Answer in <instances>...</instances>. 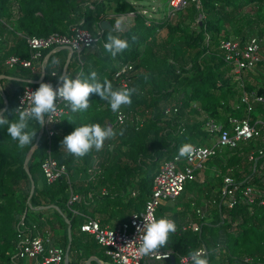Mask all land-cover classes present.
Segmentation results:
<instances>
[{
    "label": "trees",
    "instance_id": "16d2710c",
    "mask_svg": "<svg viewBox=\"0 0 264 264\" xmlns=\"http://www.w3.org/2000/svg\"><path fill=\"white\" fill-rule=\"evenodd\" d=\"M142 6L145 5L130 0H0L2 60L11 55L30 58L32 51L27 38L31 36L70 34L76 25L99 36L100 22L109 18L110 13L127 14ZM248 6L251 8L246 10ZM108 32L104 30L105 42ZM113 34L127 37L129 46L112 57L98 41L84 50L81 58L73 55L66 73L77 76L95 70L98 79L119 88L114 74L122 65L131 63L129 88L135 91L131 103L121 105L117 111L92 93L87 110L73 113L69 109L63 116L57 125L59 131L52 137L51 150L60 163L66 164L69 179L47 181L41 161L46 156L48 140L42 136L37 143L41 130L37 122H31L37 128L34 140L37 145L27 167L25 160L35 145L19 149L7 134V126L0 128V264H35L16 257L18 235L46 234L48 230L58 245L67 249L70 244L69 264H83L93 253L107 259L94 236L81 230L84 221L94 217L88 210L93 201L123 206L127 199L126 207L131 206L133 212L143 210L161 164L178 156L182 143L211 145L214 137L208 131L209 121L228 126L230 117L248 116L247 104L242 101L244 94L264 96L263 42V59L255 68L240 72L225 60L220 47L221 41L231 39L232 35V39L242 44L254 35L264 41V0H199L178 10L172 19L168 14L159 19L141 13L127 30ZM9 38L14 40L12 44ZM51 64L50 58L46 72ZM3 69L7 68L1 63L0 73ZM21 71L23 76L31 74L27 68ZM19 91L14 97L0 92V110L4 109L0 114L15 118ZM168 108L177 111L167 115ZM119 110L127 115L123 124L117 122ZM263 113L264 105L256 102L253 120L260 119ZM82 123L111 125L116 134L106 138L99 151L93 148L84 156H76L61 141L74 130L75 124ZM260 150L264 151V132L238 147L221 148L206 163L209 168L201 170L208 176L215 169L213 182L198 184L195 179L187 182L186 191L175 207L160 206L158 217L171 211L173 214L168 217L178 225L185 222V213L194 206L190 209L193 221L201 226V233L180 229L170 233L167 243L157 248L174 251L175 262L170 264H178V255L189 254L202 243L211 251L212 262L264 264V204L260 203L264 199V155ZM251 154L257 160H250ZM91 166L96 167L97 176L78 187V177L89 173ZM226 176L252 186L256 202L229 207L222 201ZM32 179L35 191L29 203ZM104 188L106 193L102 192ZM82 189L92 192V197H80L70 203L71 194ZM191 194L194 196L189 197ZM206 197L211 201L209 220L197 212ZM181 206L182 211L178 210ZM246 257L252 261L246 262Z\"/></svg>",
    "mask_w": 264,
    "mask_h": 264
},
{
    "label": "built area",
    "instance_id": "2783aa9c",
    "mask_svg": "<svg viewBox=\"0 0 264 264\" xmlns=\"http://www.w3.org/2000/svg\"><path fill=\"white\" fill-rule=\"evenodd\" d=\"M191 2H199V0H168L170 10L168 16L172 19L176 16L178 10L186 8ZM148 14L147 8L139 9L127 13L133 19L138 14ZM134 23L126 24L127 27ZM125 25V26H126ZM118 28V27H117ZM1 41V36H0ZM98 41L103 44L104 30L99 32V36L94 35L90 30L81 26H73L70 34L53 32L47 36H31L27 38L28 45L32 51L30 58H23L18 55H11L4 61L0 54V64L3 63L7 68L13 69L17 67L30 69L36 72V66L39 63L42 67V74L37 79H27V83L17 93L16 96V112L17 107H28L30 104L31 91H34L38 85L48 82L55 88L59 81L57 77L61 73H66L65 67L61 71L49 70L46 72L48 61L45 59V52L57 53L65 47L69 46L73 49L72 55L81 58L84 50L95 46ZM262 39L258 35L250 36L243 44L237 39H224L221 41V49L224 51L225 60L234 64L236 71L240 72L244 69H253L256 67L263 57L261 55ZM133 69L131 63L122 65L114 74V78L118 80L119 88H129L131 77L130 72ZM79 74V73H78ZM77 74V75H78ZM76 76V75H75ZM242 101L247 104L248 116L244 118L230 117L229 125L211 120L208 122V131L213 134L214 143L211 145H193L194 151L186 155L185 158L175 156L173 159L165 160L154 178L151 193L145 203L143 210L135 211L130 218L117 227L103 226L99 218L88 217L81 225V230L92 234L97 243L104 249L106 261H100L98 264H157L162 261H170L175 257L173 250L155 249L147 255L139 252L141 243L143 218L150 215L158 217V210L163 202L175 199L185 190L187 182L196 179L198 171L206 167V163L218 155L219 150L224 147L235 148L241 143L261 137L264 132V113L260 119L253 120L252 113L255 110V103L264 105V96L253 94H244ZM55 111L48 114L45 118L49 121L41 126L40 134L48 140V148L45 158L41 161L44 175L49 183L60 178L67 177L68 168L66 164L60 163L53 155L51 150L52 137L59 131L57 125L61 122L63 116L68 112L67 102L62 97L56 99ZM177 109L168 108L166 114L175 113ZM2 113V111H1ZM127 115L124 111L117 112V122L123 124ZM260 154L264 155V151L260 150ZM257 156L251 154L250 160H256ZM245 181H235L232 177L226 176L222 187V201L229 207L238 204L252 205L256 202V194L252 186L244 184ZM244 185V186H243ZM106 193V190H103ZM80 199L77 194H71L70 203ZM264 204V199L260 201ZM199 215L210 219L204 211L198 210ZM176 223L177 230H193L201 233V226L193 219L178 225L175 219L168 217ZM139 229V230H138ZM16 256L21 259H27L35 264H69L68 248L58 245L51 235V231L46 234L37 233L30 235L20 232ZM209 259V264H220L212 262L211 251L202 243L197 248ZM196 249V250H197ZM246 262H251L252 258H244ZM178 264H192L190 254L178 255Z\"/></svg>",
    "mask_w": 264,
    "mask_h": 264
},
{
    "label": "clouds",
    "instance_id": "9594fccd",
    "mask_svg": "<svg viewBox=\"0 0 264 264\" xmlns=\"http://www.w3.org/2000/svg\"><path fill=\"white\" fill-rule=\"evenodd\" d=\"M116 30L114 28L108 32L103 45L105 51L112 57H116L129 46L126 38L113 34ZM57 79L59 83L55 88L52 84L42 81L34 91H31L29 106L17 107L19 110L15 118L9 119L7 115L0 114V128L7 126V134L12 141L16 142L17 148L24 149L27 146L36 145L34 140L37 128H34L31 122L35 121L41 127L49 121L45 117L55 111V102L58 97H62L70 111L75 113L87 110L88 98L90 94L95 93L100 99L108 102L112 111H117L121 105L131 103V97L135 91L132 88H114L109 81L98 79L95 70L77 76L61 73ZM67 119L71 121L70 117ZM115 134L111 126H102L99 123L75 124L74 130L63 137L61 145L76 156H84L93 148L99 151L105 139ZM193 151L194 146L190 142H184L178 148V157H184ZM176 227L174 220L166 216L150 215L143 218V224L139 227L143 230L140 236L139 252L147 255L164 246L169 239V234L175 232ZM189 254L192 264H209L207 255L200 250H192Z\"/></svg>",
    "mask_w": 264,
    "mask_h": 264
},
{
    "label": "crops",
    "instance_id": "0c3cea01",
    "mask_svg": "<svg viewBox=\"0 0 264 264\" xmlns=\"http://www.w3.org/2000/svg\"><path fill=\"white\" fill-rule=\"evenodd\" d=\"M131 1V0H130ZM133 2V1H132ZM129 16H127L126 14H114V13H110L109 14V18H107L110 22H112V24L115 27L121 28V26L123 24H127L126 20ZM120 22L119 24L117 22ZM131 22V21H130ZM129 27H127V25L125 26V30H127ZM124 30H120L116 33H120ZM105 40V38H104ZM9 44H12L14 42L13 39L9 38ZM71 54V51L68 49H62L60 52L57 53H52V52H48L47 55L45 56V59L49 62V59L51 58V68L49 70H57V71H61L63 70L65 67L67 68L68 64L70 63V61L73 59V56L71 57V60L69 61V55ZM40 62H38L37 66H36V72L33 73L31 71L30 76H23L21 68L19 69H3L0 73V92L1 94H9L11 97L15 96L16 92L20 89H22L24 86V83L27 82V79H37L39 77V75H41L42 73V67L41 65H39ZM5 104H7V101H5ZM3 112L4 109H1L0 112ZM111 126V125H108ZM214 143V139L213 142ZM112 148V145H111ZM257 160V159H256ZM257 162V161H256ZM263 165H261L262 167ZM209 168V165L206 166V169ZM215 169H211V174H209L208 176L206 175V173L204 171L199 172L196 175V182L198 184H204L207 183V181H212L214 179L215 173H214ZM97 170L95 166H91L89 169V173H87L86 175H80L77 179V186L81 187L82 185H85L89 180H91V178L93 179L95 176H97L96 174ZM105 189V188H104ZM103 189V190H104ZM102 190V192H103ZM186 190L183 191V193L180 195L181 197L184 195ZM77 195L79 197H87L91 198L92 197V192L90 191H86L85 189L80 190V192H77ZM180 196H178L175 199H171V200H167L165 202H163V205H168V206H173L175 207V203L180 199ZM194 196V194H191L189 197ZM104 203H100L98 201H93V203L89 206L88 210L89 212H93L94 213V217L99 218L100 221L104 224V226H109V227H117L120 224H122L123 222L127 221L131 214L133 213V210L131 208V206H127V199H124V204L123 206H120L119 204H114V202H110L108 205H103ZM211 204L210 199L203 198L201 201V206H199L198 210L204 211V213L208 214L210 213V209H209V205ZM185 207V206H184ZM192 206L191 208H189L187 210V212L185 213V222L188 221L189 219H193L192 217V212L191 210H193ZM35 209H39V207H34ZM101 209V212H98L97 210ZM191 209V210H190ZM186 210V209H185ZM119 211V212H117ZM173 213L171 211H168L165 213V216L168 217L170 215H172ZM57 227H60L59 225H57ZM59 236V235H58ZM70 245V244H69ZM68 245V248H70V246ZM17 257V256H16ZM89 260H91V262L89 264H91L93 261H96L97 263L100 261H106L107 259L101 258L99 257V255L97 254H92L90 256V258H88V260L86 261H82L83 264H86V262H88ZM69 262H70V256H69ZM170 262H175V261H162L159 262L157 264H170Z\"/></svg>",
    "mask_w": 264,
    "mask_h": 264
},
{
    "label": "water",
    "instance_id": "95a60500",
    "mask_svg": "<svg viewBox=\"0 0 264 264\" xmlns=\"http://www.w3.org/2000/svg\"><path fill=\"white\" fill-rule=\"evenodd\" d=\"M132 1H133V3H140V4H142V2H143L144 0H132ZM100 27H101V29H103V30H108V31L113 30L114 28L117 29L116 31H114V33L118 32V31H120V30H125V29H124V28H125V24H123L121 28H117V27H115V26L112 24V22H110L108 19H103V20L100 22ZM125 38L127 39V37H125ZM65 49H68V50L71 51V54L69 55V61H70V60H71V57H72L73 49H72L71 47H69V46L65 47ZM0 113H1V112H0ZM41 137H42L41 134H39L38 139H37V143H38V141L40 140ZM37 143H36V145H37ZM36 145L32 148V150H31V151L29 152V154L27 155V158H26V160H25V166H26V167H27V165H28V162H29V160H30L32 154H33V151H34ZM27 171L29 172V169H28V168H27ZM34 191H35V181L32 179V187H31V193H30V197H29V203H30V200H31V198H32V196H33V194H34ZM52 206H53V205H52ZM67 221L70 223L69 219H67ZM68 235H69V241H70V243H71V241H72V225H71V224H69V227H68ZM69 246H70V245H69ZM69 249H70V248H68V252H69ZM172 260L175 261V257H174V256L172 257ZM90 262H91V260H89L88 262H86V264H89Z\"/></svg>",
    "mask_w": 264,
    "mask_h": 264
},
{
    "label": "rangeland",
    "instance_id": "374dc122",
    "mask_svg": "<svg viewBox=\"0 0 264 264\" xmlns=\"http://www.w3.org/2000/svg\"><path fill=\"white\" fill-rule=\"evenodd\" d=\"M142 4L145 5V6H142L141 8H147L148 9V11H149L148 16L150 15L151 17H156V18H159V19L164 17V15H167L169 10H170V6L168 4V0H144L142 2ZM250 8H251V6H248L246 8V10H249ZM130 21L132 23H134L133 19L131 17H128L127 20H126L127 24H129ZM233 37L234 36L232 35V38ZM262 42L264 44V41H262ZM263 56H264V53H263ZM255 70L257 71V68ZM195 195H197V194H195ZM178 210L182 211V206Z\"/></svg>",
    "mask_w": 264,
    "mask_h": 264
}]
</instances>
